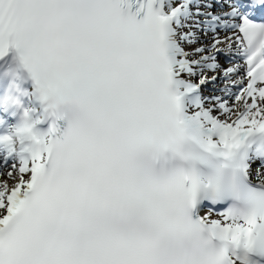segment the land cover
<instances>
[{
    "label": "snow or ice",
    "instance_id": "snow-or-ice-1",
    "mask_svg": "<svg viewBox=\"0 0 264 264\" xmlns=\"http://www.w3.org/2000/svg\"><path fill=\"white\" fill-rule=\"evenodd\" d=\"M0 264H264V0H0Z\"/></svg>",
    "mask_w": 264,
    "mask_h": 264
}]
</instances>
